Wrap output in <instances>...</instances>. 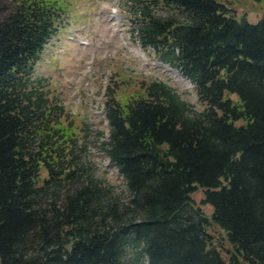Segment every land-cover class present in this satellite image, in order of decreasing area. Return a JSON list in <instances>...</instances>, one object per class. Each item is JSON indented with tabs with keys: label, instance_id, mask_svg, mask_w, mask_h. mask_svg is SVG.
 <instances>
[{
	"label": "trees",
	"instance_id": "16d2710c",
	"mask_svg": "<svg viewBox=\"0 0 264 264\" xmlns=\"http://www.w3.org/2000/svg\"><path fill=\"white\" fill-rule=\"evenodd\" d=\"M130 1L134 40L204 108L161 80L124 101L107 93L101 149L124 200L96 177L84 123L33 79L73 0H0V264H264V16L221 0Z\"/></svg>",
	"mask_w": 264,
	"mask_h": 264
},
{
	"label": "rangeland",
	"instance_id": "374dc122",
	"mask_svg": "<svg viewBox=\"0 0 264 264\" xmlns=\"http://www.w3.org/2000/svg\"><path fill=\"white\" fill-rule=\"evenodd\" d=\"M221 1L232 7L237 16L245 13L250 22L256 23L264 16V2ZM131 5L130 0H73L72 14L65 27L47 44L33 74V79L46 80L50 100L64 107L69 119L80 123L81 128V123L87 127L88 154L85 156L96 177L110 183L124 200L128 197L124 179L101 149L110 131L106 115L107 93L114 90L113 94L124 101L126 96L139 90L142 81L161 80L176 88L195 110L204 108L190 79L134 40ZM4 18L5 14H0V21ZM98 131L105 136H98ZM192 198L196 206L211 215L213 207L202 203V188H198ZM208 232L215 243L229 247L226 233L217 225L211 224ZM133 249L136 247L130 249V255ZM221 249L227 257L226 248ZM144 264L148 262L144 260Z\"/></svg>",
	"mask_w": 264,
	"mask_h": 264
},
{
	"label": "bare ground",
	"instance_id": "6f19581e",
	"mask_svg": "<svg viewBox=\"0 0 264 264\" xmlns=\"http://www.w3.org/2000/svg\"><path fill=\"white\" fill-rule=\"evenodd\" d=\"M84 42V41H83Z\"/></svg>",
	"mask_w": 264,
	"mask_h": 264
}]
</instances>
